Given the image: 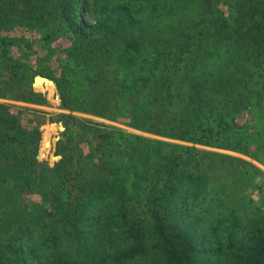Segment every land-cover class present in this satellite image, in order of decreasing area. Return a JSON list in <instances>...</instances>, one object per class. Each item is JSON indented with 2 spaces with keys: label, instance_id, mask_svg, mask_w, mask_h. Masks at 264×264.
<instances>
[{
  "label": "trees",
  "instance_id": "1",
  "mask_svg": "<svg viewBox=\"0 0 264 264\" xmlns=\"http://www.w3.org/2000/svg\"><path fill=\"white\" fill-rule=\"evenodd\" d=\"M37 72L61 107L160 137L59 112L74 145L38 160L47 111L9 101L47 103ZM0 98V264H264L260 169L196 146L257 156L264 0H0Z\"/></svg>",
  "mask_w": 264,
  "mask_h": 264
},
{
  "label": "rangeland",
  "instance_id": "2",
  "mask_svg": "<svg viewBox=\"0 0 264 264\" xmlns=\"http://www.w3.org/2000/svg\"><path fill=\"white\" fill-rule=\"evenodd\" d=\"M19 29L24 30L25 34L28 33V30L22 26H19ZM32 29H33V31H34V29L37 30L36 27H33ZM47 31L48 30H47L46 26H44L42 29V33L45 34ZM17 33L22 34L20 31H17ZM38 33H39V31H38ZM39 41L40 40H38V42ZM44 65L47 66L48 68H53V69H54V67H56L55 61L52 62L51 60L50 61L45 60ZM35 74H41V75H45V76L51 78L49 75L42 74L40 72H37ZM34 75L31 77L32 78L31 79L32 87L34 90L40 91L45 95V97L47 99V103L46 104H31V103H27V102H23V101H17V100H9V101H13V102H16L18 104H28V105L36 106L38 108H42V109L47 111L45 122H43L40 125L41 138L39 141V146H38V150H37V154H36L37 159L40 161H46L49 165H53V163L60 158L61 154L56 153V147H57L56 144H57L58 139H60V138H63L61 143H60V148H63V145H66L67 146L66 148H69L68 145H70V146L74 145V134H75L77 128L73 127L72 129H70L68 131L67 134H63L65 124H64L62 118H60V116L57 115L59 112H70V113H72L78 117L90 120L91 122H96V123H102L103 122L106 124H111V125L121 127V128L128 130V131L139 132V133H142L145 135H152V136L160 137V136L153 135V134H150V133L145 132V131L134 129V128H132L128 125L122 124L120 122L109 120V119H106V118H103V117H100V116H97V115H94L91 113L76 111V110L70 111L66 108H63V107H61V98L59 96V91L57 90L55 82H54V91L49 92L47 89L39 88L35 85L38 78L33 83ZM0 100H5V99L0 98ZM259 112H260V110H259ZM260 122H264V118H261ZM59 123H61L64 128H62V126H60ZM50 124H54L55 129L49 135V149H48L47 154L45 156H43L40 154V149L42 147L44 132L47 129V126ZM69 133H71V134L73 133V136H70ZM248 133L249 134L252 133V134H250V135H252V138L250 139V142H249L250 143L249 150L253 151V152L256 151L255 153L257 154V156L252 155L250 153H241V152L236 151V150L223 148V147H217V146H206V145H202V144H196V146L201 147V148H205V149H210V150L217 151V152H223V153L242 157L245 160H247L248 162H250L251 164L258 167L260 169V171L255 172V171H252V168L249 164L244 165V169L248 170V175H251L250 176L251 183H248L247 181H245L243 184L242 190L244 193V199L247 201L246 203L249 206V208L257 209V210H263L264 209V128L259 127V128L254 129L251 132H246L247 136H248Z\"/></svg>",
  "mask_w": 264,
  "mask_h": 264
},
{
  "label": "water",
  "instance_id": "3",
  "mask_svg": "<svg viewBox=\"0 0 264 264\" xmlns=\"http://www.w3.org/2000/svg\"><path fill=\"white\" fill-rule=\"evenodd\" d=\"M37 78H44L45 80H49V81H51V82L54 83L53 79H51V78H49V77H47L45 75H41V74H35L34 75V77H33V83L36 81ZM59 125L62 126L61 123H59ZM62 128H64V127L62 126Z\"/></svg>",
  "mask_w": 264,
  "mask_h": 264
}]
</instances>
